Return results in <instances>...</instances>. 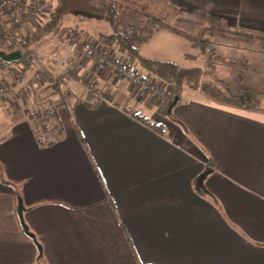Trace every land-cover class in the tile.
Returning a JSON list of instances; mask_svg holds the SVG:
<instances>
[{"label": "crops", "instance_id": "obj_1", "mask_svg": "<svg viewBox=\"0 0 264 264\" xmlns=\"http://www.w3.org/2000/svg\"><path fill=\"white\" fill-rule=\"evenodd\" d=\"M156 3L168 22L145 43L167 37L182 57L213 27L264 37V0ZM69 18L80 21L84 42L124 60L97 38L113 34L107 20ZM78 44L65 72L62 44L42 64L61 81L55 95L45 84L0 99V264H264V114L179 96L173 122L165 97L143 96ZM13 70L0 71L7 86ZM41 98L63 129L48 147L37 145L25 115ZM15 193L40 249L20 225Z\"/></svg>", "mask_w": 264, "mask_h": 264}, {"label": "trees", "instance_id": "obj_2", "mask_svg": "<svg viewBox=\"0 0 264 264\" xmlns=\"http://www.w3.org/2000/svg\"><path fill=\"white\" fill-rule=\"evenodd\" d=\"M126 1L55 0V5L49 10L45 21L39 27L17 38L15 43L6 45L4 50L8 53L15 49H20L21 59L15 64L22 71L37 70L42 67L47 72L50 69L42 65H46V63L43 60V52L40 53V50L43 49L42 47L48 45L54 51L56 50L54 46L57 43L61 44V42L55 39V34L60 27L63 17L71 14L74 16L79 15L83 18L97 17L106 19L111 23L114 32L112 35H98L97 38L104 46L111 48L124 57L123 70L120 73L122 74L120 75L121 78L125 79L128 75L134 73L140 79H145L141 72L136 69L138 66L141 70L162 82L168 88L165 94L167 101L162 112L171 121L177 123V120L172 115V108L169 113L167 112V108L174 97L179 98L182 89L187 87L192 88L195 85L196 78L200 75V70L198 68H183L171 61H160L142 57L139 54L138 47L150 39L164 24L158 18L146 13L144 6H134L131 2L127 1V3ZM232 34L245 40L257 39L253 38L254 36L250 34L241 35L239 32ZM259 38L260 40H264V37ZM54 52L58 53V51ZM114 59L116 58L114 57ZM10 64L0 61V71H3ZM35 65L38 66L36 67ZM42 80L45 84L49 85V88L52 90L51 95H55L61 81H53V75L49 73H44ZM29 83L34 92L40 89L36 85L35 80L30 79ZM25 113L38 146L48 147L62 138L63 129L58 113L48 99L41 98L38 101L35 100L32 107L26 109ZM208 164H211V162ZM0 180L7 184V181L3 178L1 167ZM201 190L203 189L201 188ZM15 195L18 200V193H15ZM33 240L35 242V239ZM35 245H37L36 242ZM39 257L40 254H38Z\"/></svg>", "mask_w": 264, "mask_h": 264}, {"label": "rangeland", "instance_id": "obj_3", "mask_svg": "<svg viewBox=\"0 0 264 264\" xmlns=\"http://www.w3.org/2000/svg\"><path fill=\"white\" fill-rule=\"evenodd\" d=\"M127 1L131 2L134 6H144V11L158 18L161 23L168 22L167 14H164L160 8H157L156 0ZM44 2L48 12L55 5V0H44ZM70 15L68 14L62 18L60 27L55 34V39L66 47L62 60H60L63 72L74 65L75 59L73 54L77 50V41H82L81 44H78L79 46L81 45L80 50L87 44L93 43L91 39L84 42L80 38L79 34L83 32V28L78 24L80 21L77 23L69 21ZM75 17L78 19L83 18L79 15ZM206 31L202 32L196 40H192L193 48L187 50L188 55L185 57L176 55L175 53L178 52L177 47L173 46L167 37H162L161 35L151 40V42L142 43L138 47L139 54L141 56L152 54L155 57L168 58V60L172 61L182 57V61L175 62L180 67L198 68L200 70V75L196 78L195 85L192 88L187 87L182 89L180 93L182 99L199 95L203 98L206 97L215 102L229 105L230 107L246 108L264 114V40L241 39L221 27H213ZM72 38H75L77 41L72 40ZM207 40L209 41L206 42ZM73 44H75V47L72 46ZM42 48L40 53L43 52L42 56L45 62H50L53 58H56L55 54L57 53L54 51L58 49L55 46L56 50L54 51L48 45ZM92 59L94 61V58ZM66 60L69 61L66 62ZM65 62L66 64H64ZM94 63L99 68L101 67L112 74L119 75L106 65H98L95 61ZM35 66L37 67L38 65ZM18 67L14 63L10 64L7 68L13 70L19 69ZM136 69L141 73L144 72L138 66ZM7 75V73H1L0 77L4 79ZM121 79L124 80L125 84L136 89L143 96L153 100L160 99L159 97H151L149 94L141 91L137 85H131L126 78ZM36 85L42 87L45 83L43 80H40ZM203 87L205 88L203 89ZM32 91L29 84L28 91L24 92L20 97L30 95ZM6 97H8L7 94L1 100L6 99Z\"/></svg>", "mask_w": 264, "mask_h": 264}, {"label": "built area", "instance_id": "obj_4", "mask_svg": "<svg viewBox=\"0 0 264 264\" xmlns=\"http://www.w3.org/2000/svg\"><path fill=\"white\" fill-rule=\"evenodd\" d=\"M48 11L44 0H0V48L5 51L6 45L15 43L17 38L25 33L31 32L39 27L46 18ZM75 47V44L72 45ZM72 47V48H73ZM83 56L94 58L98 65H106L117 73H122L124 62L116 60L108 53H104L92 44H87L81 49ZM7 53V52H6ZM112 56V57H110ZM69 61V60H68ZM66 60V62H68ZM66 62L64 64H66ZM14 69L12 72V81L9 86L4 83L0 77V99L6 94L20 96L29 89V81L35 80L38 83L42 80L44 73L53 74L51 70L45 71L42 67L37 70L22 71ZM39 70V71H38ZM126 79L131 85H137L139 89L151 97H165L163 89L157 86L153 81L140 79L134 73L128 75Z\"/></svg>", "mask_w": 264, "mask_h": 264}, {"label": "water", "instance_id": "obj_5", "mask_svg": "<svg viewBox=\"0 0 264 264\" xmlns=\"http://www.w3.org/2000/svg\"><path fill=\"white\" fill-rule=\"evenodd\" d=\"M21 59V51L20 49H15L13 51H10L8 53H6L5 51H1L0 50V61L2 63H5V64H10V63H16L18 62L19 60ZM176 100H177V97H174L173 98V101L171 102V104L168 106L167 108V112L169 113L171 108L175 105L176 103ZM210 172L209 169H206L205 171H203L196 179V183L199 187H202V180L205 178V176ZM16 211H17V216H18V219L20 221V225L24 231V233L30 237L31 239H34V235L32 233H30L26 227V225L24 224L23 222V219H22V205H21V202H20V199L17 200V208H16ZM37 249H40L39 245L37 244L36 245Z\"/></svg>", "mask_w": 264, "mask_h": 264}]
</instances>
